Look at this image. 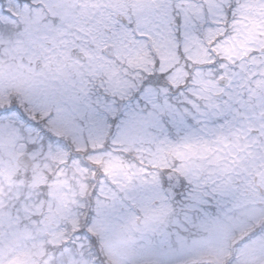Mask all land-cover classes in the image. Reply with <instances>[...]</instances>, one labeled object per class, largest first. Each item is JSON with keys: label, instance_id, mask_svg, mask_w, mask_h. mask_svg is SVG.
<instances>
[{"label": "snow or ice", "instance_id": "snow-or-ice-1", "mask_svg": "<svg viewBox=\"0 0 264 264\" xmlns=\"http://www.w3.org/2000/svg\"><path fill=\"white\" fill-rule=\"evenodd\" d=\"M0 264H264V0H0Z\"/></svg>", "mask_w": 264, "mask_h": 264}]
</instances>
